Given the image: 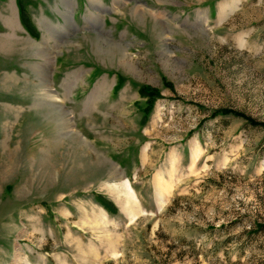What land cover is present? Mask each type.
Here are the masks:
<instances>
[{"label":"rangeland","instance_id":"obj_1","mask_svg":"<svg viewBox=\"0 0 264 264\" xmlns=\"http://www.w3.org/2000/svg\"><path fill=\"white\" fill-rule=\"evenodd\" d=\"M0 264H264V0H0Z\"/></svg>","mask_w":264,"mask_h":264},{"label":"trees","instance_id":"obj_2","mask_svg":"<svg viewBox=\"0 0 264 264\" xmlns=\"http://www.w3.org/2000/svg\"><path fill=\"white\" fill-rule=\"evenodd\" d=\"M22 20H23V18H22ZM225 113H229V112H225Z\"/></svg>","mask_w":264,"mask_h":264},{"label":"bare ground","instance_id":"obj_3","mask_svg":"<svg viewBox=\"0 0 264 264\" xmlns=\"http://www.w3.org/2000/svg\"><path fill=\"white\" fill-rule=\"evenodd\" d=\"M131 191V190H130Z\"/></svg>","mask_w":264,"mask_h":264}]
</instances>
